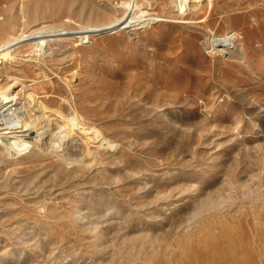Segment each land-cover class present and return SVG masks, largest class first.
I'll return each instance as SVG.
<instances>
[{"label":"rangeland","instance_id":"obj_1","mask_svg":"<svg viewBox=\"0 0 264 264\" xmlns=\"http://www.w3.org/2000/svg\"><path fill=\"white\" fill-rule=\"evenodd\" d=\"M124 1L0 0V45L75 33L0 65L40 129L0 155V264H264V0H199L187 20L137 0L142 27L80 36Z\"/></svg>","mask_w":264,"mask_h":264},{"label":"bare ground","instance_id":"obj_2","mask_svg":"<svg viewBox=\"0 0 264 264\" xmlns=\"http://www.w3.org/2000/svg\"><path fill=\"white\" fill-rule=\"evenodd\" d=\"M208 1H209V3L207 5L212 7L213 6V0H208ZM171 3H173V2L171 1ZM250 3H252V2H250ZM236 4H238V2ZM253 4H255V3H253ZM177 6L179 7L178 14L180 15V18L183 19V18H185V17H183V15H186L188 10L197 9V8H199L201 6V4H200L199 0H179ZM122 7H123L124 11L127 13V16L125 18H123V19H120V20L117 19L118 21L114 25H112L110 27V29H109L108 26H105V27H98L97 26L98 28L97 27L96 28H91L93 26L90 25L91 27L89 29L87 28L88 30H86V28H85L86 31H83V32H78L77 31V32L79 34H81L80 36H83L82 38H86V40H89L91 35L102 33V32H106L108 30H111V32H113L115 34V33L118 32V30L124 29V28H128V27H131V26H133V27H135V26L136 27L137 26L142 27L141 26L142 24H145L147 20L151 19L149 17V14H146L145 12L141 11V14L140 13H139L140 15L138 14L137 9H139V11H140V8H142L144 6L142 4V6L140 7V5L138 4L137 0L124 1L123 4H122ZM147 7H148V3H147ZM200 10H201V8H200ZM200 10L196 11L195 13H193V15L195 16V15L200 14ZM103 15H104V13H103ZM189 15H190V13H189ZM91 18H92V16H91ZM104 18H105V16H104ZM156 18H159V17H156ZM185 20H187V19L185 18ZM110 21H111V19H110ZM115 21H116V19H115ZM227 21H228V19H227ZM96 22H97V20H96ZM103 23H102V26H103ZM106 23H108V22H106ZM104 25H106V24H104ZM13 28H15V27H13ZM43 28H44V26L42 27V29ZM42 29L40 28V30H42ZM62 29H64V28H62ZM48 30H50V29H48ZM14 33L15 32H13V34ZM61 33H59L57 35H45L41 31L40 32L39 31H37V32L32 31L30 34H28V35H26L24 37H19V38L11 37L10 39H8V37L6 36V38H7V39H5L6 41L4 42V40H3V43H1V45H0V65L2 64L3 61H8V60L13 59L15 57L13 55V53L16 50L15 47L18 46V45H21V44L25 45L26 44V45H28V46H30L32 48V51L34 52L35 55H37L39 57H43V55L46 54L45 53L46 46L52 40H55V38L61 37L63 35L64 36L65 35H67V36L68 35H70V36H74L75 35V33H71V32L70 33L68 32V33H65V34H63V32H61ZM235 40H236V37H235L234 34H232V35H228L227 34L225 36H220V37H218L216 35H213L208 40V43L210 44L211 48H219V49L221 48L220 49L221 51H228L229 49H231V47H234ZM53 53H54V51H53ZM19 54H21V53H19ZM50 54H51V52H50ZM51 55H53V54H51ZM37 59H38V57H37ZM16 60H17V58H16ZM5 85H8V84H5ZM3 87H4V85H3ZM18 93L19 92H17V94ZM17 94L12 95L11 93H9V88H7V89L6 88L5 89L0 88V96H3V97H0V99L1 98L4 99L1 102L3 105L0 107V155L3 154V153H1L3 151H5L9 155H12L13 151L16 152V153H19L23 147H27V150L29 148L33 147V145L36 144V143H34L33 141L28 140V139H32L31 137L34 136V133L36 134L40 130V129L37 128V125L34 122V120H31L29 118L23 119V117L22 118L15 117L16 115L13 116V113L11 112V110L13 111L12 107L14 105H17ZM5 100H7V101L4 103ZM15 100H16V102L14 103ZM95 133L98 136V131L96 129H95Z\"/></svg>","mask_w":264,"mask_h":264}]
</instances>
